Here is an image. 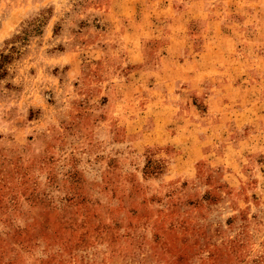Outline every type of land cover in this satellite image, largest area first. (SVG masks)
Here are the masks:
<instances>
[{"label":"rangeland","instance_id":"1","mask_svg":"<svg viewBox=\"0 0 264 264\" xmlns=\"http://www.w3.org/2000/svg\"><path fill=\"white\" fill-rule=\"evenodd\" d=\"M0 264H264V0H0Z\"/></svg>","mask_w":264,"mask_h":264}]
</instances>
